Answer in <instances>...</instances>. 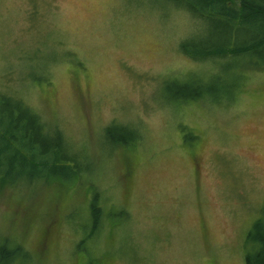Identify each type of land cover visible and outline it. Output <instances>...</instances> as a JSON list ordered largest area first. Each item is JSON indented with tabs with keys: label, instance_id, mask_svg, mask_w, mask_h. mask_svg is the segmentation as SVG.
I'll return each instance as SVG.
<instances>
[{
	"label": "rangeland",
	"instance_id": "1",
	"mask_svg": "<svg viewBox=\"0 0 264 264\" xmlns=\"http://www.w3.org/2000/svg\"><path fill=\"white\" fill-rule=\"evenodd\" d=\"M197 20L174 0H0V93L85 167L71 184H0V241L30 255L14 264H246L264 210V69L190 58ZM110 131L135 137L116 147Z\"/></svg>",
	"mask_w": 264,
	"mask_h": 264
},
{
	"label": "trees",
	"instance_id": "2",
	"mask_svg": "<svg viewBox=\"0 0 264 264\" xmlns=\"http://www.w3.org/2000/svg\"><path fill=\"white\" fill-rule=\"evenodd\" d=\"M174 1L198 19L199 32L194 36L200 37L201 42L199 46L195 44L193 49L186 43L183 49L190 58L196 61L229 58L227 62L230 59L235 62V69L241 64L252 69H264V0H237L238 6L233 4L234 0ZM211 27H219L224 32V43L223 40L219 44L214 41L208 44L202 40L212 34ZM230 64L233 67V63ZM237 86L238 81L228 86L229 95ZM181 96L195 101L202 97L201 92L195 90L187 97ZM110 135L116 147H128L130 140L135 137V134L127 137L111 131ZM82 157L80 152L71 148L60 130L50 128L28 105L13 96L0 93L1 187L77 182L85 171V167L78 166L76 162H83ZM104 218L97 199H94L92 218L88 220L89 223L92 220V234L100 224L103 227ZM247 240L251 248L247 251L246 264H264V210L263 218L255 223ZM5 242L0 241V264H14L19 259L30 257L19 244L12 242L13 247L10 249Z\"/></svg>",
	"mask_w": 264,
	"mask_h": 264
}]
</instances>
